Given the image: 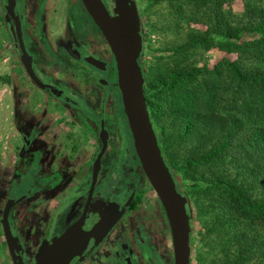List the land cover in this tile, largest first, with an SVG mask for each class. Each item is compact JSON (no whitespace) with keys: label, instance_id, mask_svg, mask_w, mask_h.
Wrapping results in <instances>:
<instances>
[{"label":"trees","instance_id":"trees-1","mask_svg":"<svg viewBox=\"0 0 264 264\" xmlns=\"http://www.w3.org/2000/svg\"><path fill=\"white\" fill-rule=\"evenodd\" d=\"M167 1L174 14L173 25L185 20L203 27L189 28L181 41L163 49L207 46L213 36L219 37L218 45L239 55L237 60H225L230 77L236 83L247 84L253 96L252 101L243 102L239 111L222 112L214 103L216 67L210 70V79L198 83L193 82L199 71L194 65L172 66L153 76L143 69V93L161 151L177 185L191 199L195 219L200 220L197 238L190 235L189 243L198 240L210 247L208 235L213 233L218 241L217 256L209 264H248L255 258L264 264V124L260 120L264 112V62H240L248 58L249 52L264 55V0L244 1L237 16L224 6L226 0ZM74 10L81 17L83 9L80 5L68 8L71 28L82 35ZM244 33L253 37L244 38ZM49 58L52 64L56 61ZM115 152L116 145L112 144L109 154ZM133 157L138 163L134 152ZM134 184L129 204L132 210L140 207L144 192L141 183ZM159 207L164 216L160 204ZM62 213L57 217L56 229L62 227ZM143 240L153 252L148 237ZM193 255L198 264L199 251L193 250Z\"/></svg>","mask_w":264,"mask_h":264},{"label":"water","instance_id":"water-1","mask_svg":"<svg viewBox=\"0 0 264 264\" xmlns=\"http://www.w3.org/2000/svg\"><path fill=\"white\" fill-rule=\"evenodd\" d=\"M83 10L94 24L97 32L107 44L114 71V85L120 100V109L127 130L123 128L121 118L117 119L119 151L118 157L128 147L130 137L133 152L145 178L155 191L170 234L172 264H191L190 207L185 193L177 185L171 167L161 151L160 141L146 104L143 87V65L139 61L142 48V33L133 0H79ZM3 15L8 34L17 56L27 76L41 89H47L56 98L69 104L84 107L83 101L72 90H64L47 77L33 62L22 36L21 19L17 0L3 1ZM90 56V57H89ZM73 64L79 66L90 78L104 84L99 109L97 138L99 146L94 152L85 198L79 214L60 232L54 233L57 215L80 192H71L63 196L52 210L42 236L27 264H80L97 247L129 206L135 193L133 184L121 201H104L102 197L93 199V187L99 170L101 157L107 146L108 129L104 125V100L107 92V80L98 78L90 64L102 70L106 61L92 55L83 57L80 62L72 57ZM23 138L25 136L23 135ZM28 140L25 139V142ZM25 196H8L0 212V224L12 264H24L18 236L13 233L8 220L11 205ZM116 208V209H115Z\"/></svg>","mask_w":264,"mask_h":264},{"label":"rangeland","instance_id":"rangeland-1","mask_svg":"<svg viewBox=\"0 0 264 264\" xmlns=\"http://www.w3.org/2000/svg\"><path fill=\"white\" fill-rule=\"evenodd\" d=\"M47 1L49 2L50 5L47 13L48 15L46 14L47 15L46 17L48 19L47 26L49 27V30H52L54 28L53 27L54 21L57 22L58 19L59 21L60 19H62V14H63L62 10L64 8V3L66 0H47ZM72 1L79 2V0H72ZM133 1L142 33V48L139 54V60L143 65V69H148L150 76H153L154 74H156V72H161L172 66H176L180 64H188V65L197 66L199 68V71L196 73L193 81L194 83H198L203 79L204 80L210 79V70L216 67L218 72L215 74L216 94L214 98L215 100L214 103L218 110L222 112L239 111L238 109L242 107V104L245 100H250V101L253 100V96L251 95L249 86L245 83H236V80L230 77L229 68L225 60L239 59L238 58L239 55L237 51L228 50L226 47L218 45L217 39L219 37L217 36H213L209 40L207 46L196 44L193 46H187L177 51L163 49L169 46L170 44H174L176 42L181 41L184 36V32L189 28H202L203 24L196 23L193 21L181 20L179 25L176 26L173 25L174 14L167 0H159L158 2L152 5H148L147 3L148 0H133ZM244 1L246 0H226L224 6L229 7L232 13L235 16H237L241 13L242 4L244 3ZM28 6H29L28 0H26V8H28ZM34 20H35V16L32 13V11L31 10L27 11L25 24L28 29H31L33 27ZM167 21H169V23H167ZM37 28L41 29V23H37ZM52 36L53 33L52 34L50 33L49 38L53 47H55V43L58 47V50H56V52L54 51L52 53V56L63 63H66L68 65L72 64L69 57L65 56V52H71L70 46L67 45L64 41H61L59 39H56L54 43L53 41L54 39H52ZM243 37L251 38L253 36L251 34L244 33ZM86 43L87 46H89L92 49H95L99 54L103 55L104 57H107L110 52L107 44L105 43L104 39L98 32L88 36ZM58 45L61 46L63 45V46L61 47ZM0 49L3 50L1 51L0 54L1 55L0 71L5 70L3 68H6L5 66L9 65L8 76L12 84L11 89L20 92L18 97L12 98L13 101L12 104H14L13 108L16 110L15 117L20 118V116L22 115L21 119L23 121L36 120L37 117L40 115V112H31L29 110L30 109L29 104L25 106L22 105L23 109L21 107L22 98L23 101L27 100L26 97L28 96L27 94L29 92V89L31 90L35 88L33 87V85H31L34 83L32 81H30L32 83L29 82L30 78L26 76L23 67L19 68L18 65L19 60L16 54L13 51H10V56H9V52L7 51L6 48L3 49V47H0ZM2 57H4V59ZM257 60L260 61L258 62L259 64L264 62L263 53L261 54L256 52H249L248 58H243V60L240 59V62L244 65H253L254 63H257ZM55 73L61 76L63 75V72L60 69H56ZM0 74H6V72ZM61 82L62 81H60V83ZM64 83L68 85L69 84L68 79L65 80ZM1 94H2V88H0V96ZM31 103L32 104L34 103L35 105L39 106L40 107L39 110H43V108L48 110L49 113H47L48 114L47 121H49L48 124L49 128L51 127L54 128V126H52L50 122H52V120L55 118L56 115L62 113L63 108L66 107L65 110L71 113L69 107L67 109L66 103H61L57 101L58 105H56L52 97L47 96L46 94L45 95L43 94V97L41 98L33 99ZM73 106L74 105L70 106V108L75 113L82 114V110H80L81 109L80 107L78 106L73 107ZM32 107L33 105H31V109ZM107 108H108V114H110L111 109L108 106ZM19 110H25L26 114L20 113ZM105 111H107V109ZM64 119L65 118L63 115L60 118V120H64ZM260 120L264 124V112H261ZM106 121H107V116L105 115V122ZM112 121L113 123H115V119L111 120L110 122ZM113 123L112 124L110 123L112 129L113 126L115 125ZM17 125L19 129L22 130V133L27 134V138H28L31 128L27 124L21 122L18 123ZM63 126H65V128H68V125L66 123H64ZM123 128L124 130H127V127L123 126ZM81 155H82V148L78 147L74 157L80 158ZM106 159H107L106 156L102 157V161L104 164L106 163ZM37 162L38 163H35V167L37 168V170L33 173L29 171L31 167V163L28 166V168L24 169L20 162L18 164L14 163L12 165V168L14 169L12 171L11 179L10 178L8 179L7 177H3L2 175H0V212L4 200L8 196L11 195L19 196L27 192H32L34 189L41 188L43 187V185H45L46 183L52 180L54 176L48 173L47 171L40 169L39 161ZM115 168L116 170L112 172V176L115 177L114 179H116L115 183L111 187L109 185L107 186L106 184L104 190L106 193L122 194L124 193V189L123 191L120 190V187L122 185V179L120 178L121 169L119 165L115 166ZM125 173L126 175L130 174V176H133L132 182L136 181L138 183H141L144 189L140 207H138L133 211L132 210L126 211L123 214V220L129 229V237L131 239L134 248L138 249L137 248L138 239L143 241V239H145L144 236L145 234L151 240L156 255L153 254L154 251L151 253L148 250V246H147L146 248L147 251L146 249H143L146 252L144 258H141L143 259L141 260L142 263L160 264L161 262L160 260H162L165 264H172V251H171V242H170L168 225L165 220V217L162 215L160 211L159 201L155 191L152 189L149 182H146V178L142 170L140 169L138 163L134 161V157H133L132 165L130 166V168L129 167L126 168ZM177 177H179V174H177ZM132 182L130 184H132ZM180 186L182 187L181 184ZM64 194H62L59 197V199L62 196H64ZM33 195L27 198H23L18 202H15L17 204L14 203L15 205L14 208L12 209L14 210L13 211L14 223L18 222V224H23L22 227H19L18 225L17 229H19L20 231H24L21 234V237L23 239L22 243L24 244V248L28 252V254H30V251L31 252L34 251L36 242L37 243L39 242L46 220L53 209V202H54L53 200H48V198L52 197L51 195H49L48 197L45 195L42 197L41 201L36 202V204L33 206L32 209H34V211H30L29 203L31 202V200H33ZM187 201L189 203L190 217H191L190 235L192 238L196 239L198 235L197 229L199 227L200 220L195 219L196 211L191 199L187 198ZM77 204H78V200H75L72 203L70 210L67 213H65L66 210L62 213L64 219L62 220L63 223L66 221V219L72 216L73 212H75V210L77 209ZM41 211H43L44 214H47V216L45 215L46 218L44 217L43 219L41 216H39L43 213V212L40 213ZM31 214H35L39 216L36 225L29 223V216ZM198 216L200 217V214ZM16 226L17 225H15V227ZM119 230H120L119 228H114L111 234L106 237L105 242H103V244L99 247L100 255L108 249L109 245L112 244L114 234ZM208 238L210 242V247H205V245H202V243H200L198 240H195L194 243L190 244L191 264H197V262L194 260L193 250L199 251L200 261L198 262V264H209L216 258L217 248H218L217 238L213 233H210L208 235ZM141 244L139 245L140 247L142 246L145 247V243H143L142 245ZM21 253H22V249H21ZM139 256L142 257L141 254H139ZM0 264H12L11 259L7 252L6 245L4 243L1 224H0ZM248 264H261V261L258 258H255V261L253 263L249 262Z\"/></svg>","mask_w":264,"mask_h":264},{"label":"flooded vegetation","instance_id":"flooded-vegetation-1","mask_svg":"<svg viewBox=\"0 0 264 264\" xmlns=\"http://www.w3.org/2000/svg\"><path fill=\"white\" fill-rule=\"evenodd\" d=\"M3 1L4 0H2V2ZM45 1L46 0H38V1L28 0L29 6H28V8H26V0H17L18 5H19V15H20V19L22 21V23H21L22 36H23V39L25 41V45H26L28 51L32 54L33 62L38 67V69L47 77L48 81L56 83L59 87L63 88L64 90H72L76 94V96L79 97L83 101L84 107H80L81 108L80 110H82V116L83 117L80 118L81 121H80L79 125H82L84 127V130L90 129V131L94 135V146H95V148H94L93 153H92V157H93L94 152L97 150V148L99 146V140L97 138V131H98V125H99V109H100V102H101L103 89L105 86L103 83L90 78L89 75L86 74L79 66H77L73 63L68 65V64L63 63L57 59V65L55 66L54 64L50 63L49 57H53L52 52L49 50H46L47 54H45V53L42 54L43 51L38 49L39 47L40 48H46L48 46L47 43H45L44 41L41 42L39 39L40 36H38L36 34L37 30H39L37 28V23H41V16L43 14ZM80 6H81V4H80ZM30 10L34 14L35 20L33 21V27L31 29H28L26 27V24H25V19H26L27 11H30ZM81 14H82V17L84 20V24L82 25V28H81L82 35L80 37H78V40H79L78 44H76L75 46H73L71 48L72 49L71 51L74 54L71 55L69 52H65V56L69 57V59H70V57H72V58H74L80 62H85L83 60V57L87 56V55H92L94 57H97L99 59H103L106 61L105 68L102 70H99L90 64H87V66H86L88 69L94 70L93 74L96 75L98 78L104 77L107 80V92H106L105 100H104V125L108 124L106 126L108 129V138H107V146L105 148V151L102 154V157L106 156L107 159H106V163L104 164L102 161V157H101V169L99 170L96 181L94 183L93 192H92V195H93L92 200H94V198L98 196V197H102L104 201H108V200L117 201L118 200V201L122 202L130 190L129 186H132L135 182V181L132 182L133 176H130V174L126 175V173H128V172L125 173L126 168H128V167L130 168V166L133 163V148L131 145L130 137L129 138L127 137L128 147L125 148L124 153L118 157L119 142H118V131H117V119L121 118L123 125L125 127H127V126H126L125 120L122 116L118 92H117L116 87L114 85L115 81H114V71H113L112 62H111V55L109 52L108 56L104 57L103 55L99 54L95 49H92L89 46H87V43H86L87 37L90 36L91 34H95L97 32V30H96L94 24H91L92 22L90 21L89 17L87 16V14L85 13L84 10L82 11ZM55 50H53V52ZM19 62H20V60H19ZM21 66H22V64H21ZM53 66H54V68H52ZM56 69L62 70L63 75L61 76V75L56 74L55 73ZM110 69L112 70V72ZM23 70H24V68H23ZM24 72H25V70H24ZM111 73H112V75H111ZM26 76H27V74H26ZM67 79L69 81L68 85L64 83L65 80H67ZM60 81H62L63 83L62 82L60 83ZM34 85H36V84L34 83ZM41 90L45 91L49 96L55 97L47 89H41ZM57 99H58V102H66V104L68 106H72L65 100H62L59 98H57ZM107 106L111 109L110 114H108ZM106 109H107V111H105ZM32 112H40V115L37 117V119L35 121L31 122V124H30L34 127V135H32L31 138H30V136L27 138V134L22 133V135H21L22 150L20 152L16 153L15 164H18L21 162L22 167L24 169H26V168H28V166L31 163V167H30L29 171L33 173L37 170V168L35 167V163H38L37 161H39L40 169L45 170L49 173L48 169H49V166L52 163L53 157H54L53 153H51L50 152L51 150H49V149L55 148V150H57V147L60 145V141L64 137V133L63 134L61 133L60 137H58L55 141H53L50 133L45 132L41 128V125H40V122L43 121L48 126V124H49V121H47L48 120V114L47 113H49L48 110H45V109L39 110V108H37V107H32ZM105 115L107 116L106 122H105ZM113 119H115L116 130L114 129V126H113V129L110 126L113 123V121L112 122H110V121ZM84 124H85V126H84ZM31 130H32V128H31ZM23 135L25 136V138H23ZM37 136H39L41 139H44L45 137L48 138V139H44L46 141L49 140L48 148H45L42 144L38 143L37 145H34L32 147L31 157L29 155H25V153H27V152L24 150L28 147V144L30 143L29 142L30 139L35 141ZM25 139L28 141L25 142ZM112 144L116 145V152L113 153V155H110L109 150H110ZM30 159H32L31 162H30ZM91 160H92V158H91ZM118 165L121 169L120 170V172H121L120 178L122 179V185L120 187V190L123 191V189H124V193H122V194L121 193H113V194L112 193H106L104 190L105 185L107 184V186L109 185L111 187L115 183L116 179H114L115 177L112 176V172L116 170L115 166H118ZM90 167H91V162H90ZM90 167L83 174V176H81L80 178H76L77 180L75 181V183H73L70 187H68V190L65 192L66 194H64V196L67 195L68 193H71V192H80V194H78L77 197H75L71 202H69V204H67V206L60 212H64L66 210L65 213H67L70 210L71 205L75 200H78L77 209L75 210V212H73V214H72V216H70V218L66 219V221L64 223L62 222V227L59 229H56V227H55L57 224V218H56V222H55V226H54V233L60 232L67 224H69L79 214V212L81 210V206H82L84 198H85V191L83 192V190L86 188L87 183H88ZM56 171H58V170H56ZM11 178H12V176H11ZM131 182H132V184H130ZM52 186H53V183H51V181H50V182L46 183L45 185H43V187L37 188V189L44 190V189L51 188ZM34 191H36V189H34L32 192L25 193V196L23 198L30 197ZM7 196H8V193H7ZM13 197H16V196H13ZM41 200H42V197H41V199L39 198L36 200L35 199L31 200V202L29 203L30 211H34V209H32L33 206L36 204V202H39ZM15 204H17V203H15ZM15 204L13 203L9 209L8 220H9V224L12 228L13 233L16 234V230L13 226V215H14L13 211L14 210H12L14 208ZM54 207H53V209H54ZM131 210L132 209L129 208V206H128L124 210V212L121 214V216L119 217L117 222L110 229V231L114 228L120 229L117 232V234L115 235V237H116L115 240H117V241H114L113 244L109 245L108 249L100 255L99 247L105 241V238L110 233V231H109L107 233V235L103 238L101 243L97 247H95V249L92 252H90L80 262V264H144V263H142L141 260H143V259H141V258H144L145 252L147 251V249H146L147 246L145 245V247L144 246L140 247L139 245L141 243L143 244L144 240L142 241V240L138 239V246H137L138 249L134 248V246L131 242V239L129 237V229L123 220V214L126 211H131ZM42 212L43 211H41L40 213H42ZM51 212H50V214H51ZM50 214H49V216H50ZM58 215H57V217H58ZM49 216H48V218H49ZM48 218H47V220H48ZM47 220H46V222H47ZM62 220H64L63 217H62ZM45 225H46V223H45ZM45 225H44V228H45ZM44 228H43V230H44ZM43 230H42V233H43ZM144 236H146V235L144 234ZM22 241L23 240L20 241V245L22 247L21 256L24 260V264H27L28 261L32 257V252H34V251H32V252L30 251V254H31V256H30V254H28V252L25 250L24 244L22 243ZM149 241L151 242L150 239H149ZM37 244L38 243L36 242V245ZM36 245H35V247H36ZM143 249H146V251ZM34 250H35V248H34ZM94 252L98 253L99 255H97V257H96V255L93 256L92 254ZM139 254H141L142 257H140ZM95 258H97V259H95ZM160 261H161L160 264H165L162 260H160Z\"/></svg>","mask_w":264,"mask_h":264},{"label":"crops","instance_id":"crops-1","mask_svg":"<svg viewBox=\"0 0 264 264\" xmlns=\"http://www.w3.org/2000/svg\"><path fill=\"white\" fill-rule=\"evenodd\" d=\"M3 2L2 0L0 1V47H3V49H7L9 52L10 56V51H13L15 54V49L14 46L11 42V39L8 34L7 26L4 20V15H3ZM79 5L78 2L72 1V0H66L64 3V8H63V14H62V19H58V21H54V28L52 30H49V27L47 26L48 24V19H47V13L49 10V2L46 0L45 5H44V10L43 14L41 16V29L37 30V35L40 36V41H44L47 43L46 48H38L44 51L52 49L53 50H58V47L55 43L56 39H59L61 41H64L67 45L70 46V49L78 44L79 40L78 37H80V34H75L73 29L71 28V25L68 20V8L69 6H72L75 8V6ZM76 14V19L79 22V26L82 28V25L84 24V20L81 14V17L76 13V10H74ZM82 13V12H81ZM47 14V15H46ZM93 24V23H91ZM53 33L52 39H54L55 47H53L49 34ZM7 36V37H6ZM7 39V41H6ZM68 42V43H67ZM61 46V45H58ZM63 46V45H62ZM61 46V47H62ZM65 48V47H64ZM55 50V51H56ZM72 50V49H71ZM0 49V54H1ZM53 53V52H52ZM71 55L74 53L71 51L69 52ZM47 54V53H45ZM1 56V55H0ZM17 56V54H16ZM4 59V57H2ZM12 58V56H11ZM19 60V59H18ZM55 66L57 65V59L53 63ZM1 65V63H0ZM19 68H22L21 63L19 62ZM3 67V66H2ZM6 68H3L5 70H1L0 73H5L6 74H0V88H2V94L0 96V175L3 177H7L8 179L11 178L12 176V171L14 168H12V165L15 163V155L17 152H20L22 150V143H21V135H22V130L19 129L18 123H24L27 124L32 130H30V138L32 135H34V127L31 124V122L35 120H22L21 116L15 117V109L13 108L14 104H12V98H16L19 96V91H14L11 89L12 84L11 80L8 76L9 72V65L5 66ZM16 67V66H15ZM54 68V66L52 67ZM56 68V67H55ZM4 78V79H3ZM6 78V79H5ZM29 79V78H28ZM31 80L29 79V82ZM32 83V82H30ZM33 87L34 89H29L28 96L26 97L27 100L21 102V107L22 105L25 106L29 104L30 111L32 112L31 105L33 107L40 108L39 106L35 105L34 103L32 104L31 102L33 99L36 98H41L43 97V94L49 96L45 91L41 90V88L35 86L34 84ZM9 87V88H8ZM13 95V96H12ZM53 101H55V104L58 105L57 101L58 99L55 97H52ZM61 103H66V102H61ZM67 106V109L71 110L70 112H67L65 108L62 109V113L58 114L55 116V118L52 120L51 125L54 126V128H49L43 121L40 122L41 128L45 132H49L53 141H55L58 137H60V134L64 133V137L60 141V145L57 147V150L55 148H51L50 152L53 153V161L49 166V173H51L54 177L51 180V183H53V186L48 189L44 190H39L36 188V191L32 193L33 199H39L43 196H49L51 195V198H48V200H53V207L57 204L59 201V197L64 194L67 190L68 187H70L75 181L77 180L76 178H80L83 176V174L88 170L90 167V162L92 158V151L94 149V135L90 131V129H85L82 125L80 124L82 114L80 113H75L70 106ZM64 107V106H63ZM23 109V107H22ZM44 109V108H43ZM46 110V109H45ZM65 110V111H64ZM20 113H25V110H19ZM80 114V115H79ZM64 115V120H60V118ZM18 122V123H17ZM66 123L68 125V128H65L63 124ZM62 124V125H59ZM83 127V128H82ZM48 139V138H44ZM41 139L39 136L34 140L30 139V143L28 144V147L24 150L27 153L25 155H29L31 157V150L34 145H37L38 143L42 144L45 148H48L49 146V140H44ZM78 147L82 148V155L80 158H75V152L77 151ZM48 150V149H47ZM57 157V158H56ZM32 159H30L31 162ZM44 162V161H43ZM58 170V171H56ZM58 177V178H57ZM61 199V198H60ZM47 214H44V212L39 215L43 219L44 217L46 218ZM35 214H31L29 216V223L30 224H37L38 222V217ZM15 225H17L15 227ZM22 227L23 224H18V222L14 223L13 221V226L16 230V234L18 236V240H23L21 237V234L24 231H20L17 229V227ZM113 230V229H112ZM112 230L108 235L111 234ZM117 232L114 234V238L112 241V244L114 243L116 237L115 235ZM106 239V238H105ZM19 241V243H20ZM105 242V241H104ZM5 243V242H4ZM97 253L94 252L92 255H96ZM99 255V254H97ZM96 255V257H97ZM97 259V258H95Z\"/></svg>","mask_w":264,"mask_h":264},{"label":"built area","instance_id":"built-area-1","mask_svg":"<svg viewBox=\"0 0 264 264\" xmlns=\"http://www.w3.org/2000/svg\"><path fill=\"white\" fill-rule=\"evenodd\" d=\"M146 182H148L147 179H146Z\"/></svg>","mask_w":264,"mask_h":264}]
</instances>
